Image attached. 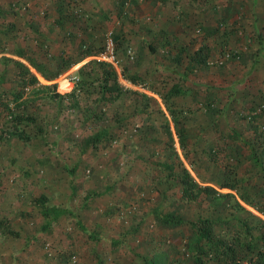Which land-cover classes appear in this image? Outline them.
<instances>
[{"label":"rangeland","instance_id":"obj_1","mask_svg":"<svg viewBox=\"0 0 264 264\" xmlns=\"http://www.w3.org/2000/svg\"><path fill=\"white\" fill-rule=\"evenodd\" d=\"M187 2L0 0V30L7 22L16 27L11 35H0V242L6 240L16 249L17 254L10 257L12 264H27L21 254L29 252L33 244L43 253L47 243L56 253L49 262L68 264L67 258L73 256L62 245L67 243L69 231L59 229L61 210L49 230L41 229L44 221L39 214L47 206L32 198L40 190L53 191L55 184L69 181L75 190L81 189L83 197V189L97 175L105 184L111 177L124 178L125 173H129L125 178L128 185L138 177L149 179L142 186L127 187L130 206L139 204L148 212L145 223L139 232L128 236L125 230L92 246L91 252L102 263L196 264L197 233L186 222L164 226L154 220V212L173 213L183 221H218L215 237L259 239L264 222L258 211L264 206V47H258L263 59H253L256 46L249 37L242 1H236L238 10L228 15L222 0H206L200 14ZM211 5L215 9L210 12ZM61 11H69L62 18L67 22L64 29L57 22ZM239 11L242 17L236 16ZM209 19L213 29H206ZM108 33L119 39L122 77L132 83L129 87L117 75L121 93L113 100L94 71L97 59L92 56L46 80L12 52L25 48L52 74L76 57L80 45L92 44L101 50ZM263 34L257 37L261 44ZM199 48L207 59L202 65L190 60ZM26 70L37 80L32 81ZM133 91L147 98L131 95ZM18 94L21 97L14 101ZM165 103L189 129L184 149ZM9 112L22 119L14 124ZM107 128L111 140L92 143ZM218 146L224 147L222 154L211 156ZM77 160L89 166L75 169ZM182 167L198 185L217 192H201L194 199L183 197L175 177ZM73 172L76 176L71 179ZM33 177L39 180L38 189L31 187ZM226 178L235 188L220 187V180ZM115 191L114 197L104 194L100 204L114 200L119 209L124 195ZM118 209L106 208L103 214ZM26 220L43 234L32 233L23 244L20 233L31 231ZM125 222L122 218V228ZM88 235L93 237V233ZM31 255L35 257L34 251ZM79 256V264H97L86 254ZM204 264L218 263L204 256Z\"/></svg>","mask_w":264,"mask_h":264},{"label":"trees","instance_id":"obj_2","mask_svg":"<svg viewBox=\"0 0 264 264\" xmlns=\"http://www.w3.org/2000/svg\"><path fill=\"white\" fill-rule=\"evenodd\" d=\"M3 3V2H2ZM2 3H0V20L2 22L3 20V9H2ZM69 8V5H67ZM69 15V11H64L60 12L58 15V23L59 26L62 27V29L66 28L67 22L63 21V16ZM66 22V23H65ZM13 31H16V27L14 23H6L3 25L2 30H0V35L4 36L6 34L11 35ZM116 44H118L119 39L117 40L115 37ZM80 45L78 49L75 51L76 57H72L70 59V62H67L63 64L61 68H58L54 73L48 74L46 71H44L43 67L35 60L34 56L31 54L27 53V50L23 47H18L13 49V54L14 56L18 57L19 59L25 60L29 64L31 68H33L37 73H39L44 79L46 80H53L56 77L59 76L61 71H63L64 68H68L69 66L79 62L80 60L90 57V56H95L97 53H99L100 49H96L95 46L92 44L88 45ZM118 48V47H117ZM0 48V50H2ZM202 48L197 49L192 56H191V61L198 63L199 65H202L207 61L205 58L206 56L202 54ZM68 59V56H67ZM94 71L102 77L104 81V86H105V91L109 94V97L111 100L115 99L116 96L119 95L120 90L118 89L117 86V73L115 69L109 65L106 64L105 62L102 61H95L94 65ZM122 72V70H121ZM26 73L30 75V79L32 81H36L37 78L34 76L30 71L26 70ZM133 81H136L134 77L131 78ZM15 93V91H12ZM131 95H136V96H141V98H147L145 95H138L137 92L133 91L130 93ZM21 95L18 94L14 97V101L18 98H20ZM163 98V97H162ZM164 99V98H163ZM154 102H156L154 100ZM165 107L167 111L170 113L175 130L179 139L180 144L182 145L183 149L185 147V140H186V131L189 130L188 128L184 127L183 121L179 119V117L175 114V112L172 110L171 106L167 103H165ZM22 117L19 114H13L12 112H9V120L12 121L14 124L21 120ZM100 135L92 141V143L98 141H102L103 139H106L107 141L111 140L110 134L111 131L109 128L101 131L99 133ZM170 138L171 134L169 132ZM188 138V137H187ZM171 141V139H170ZM90 143V144H92ZM224 147L218 146L215 147V149L212 150L211 156H218L220 153L222 154V149ZM88 167L89 164L83 162L82 160H77L73 164V168L77 169L79 167ZM128 170L126 169V172ZM76 173V171H74ZM129 173H125L124 178L119 176L116 177H111L108 183H104L105 186L102 185V187H97L95 189L90 188V187H85L83 190H85V194L83 197H81V189L80 190H75V185L71 184V187L73 189V195L75 194L74 198L78 200V205L77 209H79V212H88L89 210H93L95 207L92 206L91 204H94L96 201V198H102L104 194H111L112 197H114L116 193V189L119 190V192L124 195L122 202H121V207L119 209L117 207H114V209H118L119 211H116L118 214H123L124 212L127 213L129 212L128 209L132 208V205L130 206V203L132 201H129L128 193L129 189L127 187L132 186H142L145 182H147L149 179L144 178V177H138V179L132 184L136 183L137 185L133 186L128 185L127 181L125 178H128ZM105 177H108V174L105 175ZM177 178L178 182L180 183V193L183 197L187 199H194L201 192L207 193V194H212L216 193L217 191L213 189L212 187L209 186H204L201 187L198 185L190 176L188 171L185 168H181V171L175 175ZM117 178V179H114ZM220 187L224 188H235V185L233 183H230L227 178L222 179L219 182ZM101 186V184L99 185ZM141 189V188H140ZM122 198V197H121ZM46 196L44 194H40L38 197L32 198V201H34L37 204H41L44 206L45 201H46ZM82 201V205L81 202ZM119 203V200L117 201V204ZM138 204V202L136 203ZM134 205V204H133ZM139 205V204H138ZM89 207V208H88ZM44 211L47 209L44 207ZM139 208V207H137ZM137 208H135V211H137ZM71 210V209H69ZM95 210V209H94ZM56 212L59 213L58 209H55ZM258 211L264 216V206L260 207ZM71 212V211H69ZM139 212V211H137ZM73 213V211H72ZM57 213H55L56 215ZM148 215V212L146 213V216ZM154 220L159 221L162 225L164 226H176L178 224H182L186 222L192 228L196 233H197V238L196 242L194 244L193 248V256L195 258L196 264H204V256H211L214 258L218 264H264V222L261 223V233L260 237L257 240L252 239H243L241 240L239 237H215L214 235V229L218 224H220L218 221H213L209 219H198L194 221H183L179 217L175 216L173 213H167L165 215L160 214L159 212H154L152 214ZM1 219V218H0ZM2 221V220H0ZM145 223V219H140L139 222L131 223L128 225V227H125L126 233L131 234L133 232H139V227ZM131 229V231H130ZM14 236H17L18 233H13L11 231H7ZM254 240V241H253ZM150 264H154L152 261Z\"/></svg>","mask_w":264,"mask_h":264},{"label":"crops","instance_id":"obj_3","mask_svg":"<svg viewBox=\"0 0 264 264\" xmlns=\"http://www.w3.org/2000/svg\"><path fill=\"white\" fill-rule=\"evenodd\" d=\"M187 1L193 4L194 11H197L198 14H200V10H202L203 8L202 3L205 2L206 0H187ZM222 1H225V3L223 4L225 8V13H224L225 15L232 14L238 10L237 7L239 3L237 5H235L234 3L239 0H222ZM240 1H242L243 3L241 4V6L244 7L246 6L245 11H243L247 13L246 27L248 32H251L249 34L250 40H252L254 42V45L256 46L252 58L258 59V57H260L261 59H263V53L259 50L258 47H260L261 45L262 47H264V43H263L264 41L262 42L263 44H261L260 42L262 40L260 39L258 40L257 37L258 34H260V32H264V15L262 14L264 13V0H240ZM188 2L186 4H188ZM183 9L187 10L185 8ZM214 9L215 8L211 5V8L209 10L211 12L214 11ZM236 16L242 17L243 15L239 11V14H236ZM205 25L207 26L206 29L214 28L210 19L206 21ZM183 27H184V32L187 31L186 26ZM253 34L255 35L254 37L252 36ZM35 176H40V175L37 174ZM69 176L72 179L75 178L76 175L73 172ZM33 178L34 179H30L32 182L31 187L38 189L39 185L37 183L39 182V180H37L36 177ZM90 182L91 184L89 185V187L93 189L97 187L98 188L102 187V185L104 184V182L100 180V177L98 175L92 180H89V183ZM100 184L101 186H99ZM55 185L56 187L55 190L53 191L40 190L39 194L36 193L34 194L38 196L40 194H44L47 198L45 202V206H47L46 207L47 209L44 211V213L39 214L41 220L44 221L43 225L40 226L41 229L42 227H44L45 230L46 229L49 230L50 227L53 225L52 221L54 220L53 217H55V213H56L55 209L61 210L60 213L61 216L58 218L59 219L58 221L60 222L61 225L59 229L62 232H66V233L69 231V238L67 240V243L62 244L61 242V244L66 249H68L73 256L70 260L69 258H67V260L69 261L68 264L69 263L79 264L80 254H86L89 257L93 258L95 261H97L95 255H93V253L91 252L92 246H99L97 245L99 242L103 243L107 240L105 239V237L109 238L108 236H113V235H115V237H118L119 233L125 231L126 229L122 228L123 225L121 224L122 218H124L125 221H127L125 223H126V227H128L129 224L131 223L135 224L136 222H139L140 219H144L145 218L144 216L147 212L145 208L141 207L140 205H132V209L139 207L137 208V211L139 212L131 210L130 212L127 213L124 212L123 214H118L117 212H115L114 214L109 213L107 216H105L103 214V211L106 208H114L116 206V202L114 200L113 201L110 200L109 205L100 204L101 198L98 197L96 198L95 203L91 204L92 206L95 207L94 208L95 210L93 209V210H89L88 212H84V211L79 212L80 210L77 209V206H79L77 202L78 200L76 198H73V200H70V198L68 199V196L74 197L73 189L71 187L70 181L65 183L64 185H61L59 183ZM31 206L34 207L35 203H32ZM69 209L73 211V213H71L70 216H69V211L71 210ZM39 210H41V208L37 209L36 212H38ZM49 216H51L53 219L51 220ZM127 219H130L132 221H128ZM32 224H33L32 221H28V220L25 221V225L27 228L30 227ZM30 228L31 231H28V229H26L24 233H20L19 235L23 244H25V242L29 239L28 237L31 236L32 233H35L36 235L43 234V232H37L35 228L32 227ZM90 233H93V237H89L88 234ZM45 234L48 235V233ZM61 238L62 240L66 239L65 236ZM31 240L34 242L36 241L34 237H31ZM47 246L48 247L45 248L46 251L43 250L42 253V251L36 249L33 244V246H31V248L29 249V252H23L21 255L27 264H53L52 262H49V260L52 258V256H54V254H56L55 249H53L49 245V243H47ZM32 251H34L35 257L31 255ZM46 252H48L47 253L48 255L45 254ZM12 254L14 255L17 254L16 249L14 247H11V244H9L8 241L1 240L0 264H12L10 262V257ZM37 254H41L40 256H42V258L38 257ZM45 258H48V261L44 260ZM101 261L102 259L101 257H99L97 264H105V262L102 263Z\"/></svg>","mask_w":264,"mask_h":264},{"label":"built area","instance_id":"obj_4","mask_svg":"<svg viewBox=\"0 0 264 264\" xmlns=\"http://www.w3.org/2000/svg\"><path fill=\"white\" fill-rule=\"evenodd\" d=\"M128 54L130 55V58H133L131 50H128ZM92 57L111 65L118 75V80L123 81L125 84L129 85V87L132 86V83L129 80H123L121 72L122 58L119 56L117 44L112 34L108 33L105 35L102 49Z\"/></svg>","mask_w":264,"mask_h":264}]
</instances>
